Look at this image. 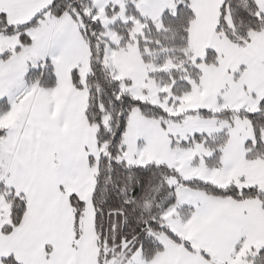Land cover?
<instances>
[{
  "label": "snow or ice",
  "instance_id": "snow-or-ice-1",
  "mask_svg": "<svg viewBox=\"0 0 264 264\" xmlns=\"http://www.w3.org/2000/svg\"><path fill=\"white\" fill-rule=\"evenodd\" d=\"M0 264H264V0H0Z\"/></svg>",
  "mask_w": 264,
  "mask_h": 264
}]
</instances>
